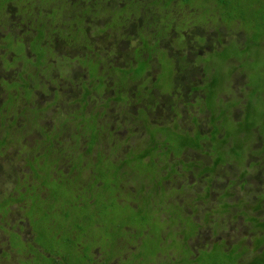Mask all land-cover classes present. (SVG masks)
Masks as SVG:
<instances>
[{
  "label": "flooded vegetation",
  "instance_id": "af4514ba",
  "mask_svg": "<svg viewBox=\"0 0 264 264\" xmlns=\"http://www.w3.org/2000/svg\"><path fill=\"white\" fill-rule=\"evenodd\" d=\"M262 1L264 0H260L261 6L257 8L259 12L257 13V17H254L255 19H264V13H262L264 5L262 4ZM6 10L7 13H11L13 10L12 5H8ZM44 20L53 23L51 20ZM10 21L13 24L15 20ZM221 21L220 17L215 15H211L207 21V27L214 32L213 34H216L213 35L214 39L211 40L212 47L210 49V53L214 52L215 55L218 56L219 53H228L233 51L234 55H227L229 60L227 61V64H234L236 67L235 70L237 71L241 68L240 62L245 60L244 56H248L245 53L242 54L243 51L247 50L244 44L251 43L246 31L244 33L241 31V33L246 34V37L244 36L245 41L241 42L239 39L240 32L235 33V31L229 29L227 25H221ZM16 23L21 28H24L19 29V27V30H17L16 33L21 34L25 44L23 43L20 47L13 46L12 49L10 45L7 46L8 42H5V45L0 47L6 51L4 58L8 61L11 58L13 61L12 63L16 66L14 68H18V72H16L17 75L14 80L12 79L9 82L7 81L8 77L3 76L4 80L0 77V80H2V82H0V100H3L0 101V116L4 117L5 115H3V113H11V115L14 116L12 128H10L12 131L18 129L20 132H23L26 129L24 126H16L18 124L17 118L19 121L27 120L28 122H32L29 121V116L35 114V111L39 109V106H35L38 105V99L40 97H46L47 91L43 90V87L46 86L48 81L54 85L51 89L54 95L56 91H59L58 89L62 85V82L72 81L77 83L75 86L77 90L80 89L81 92H84V94H87L88 96L90 95V98L100 97L109 100V108L103 114H100V111H102L100 105L98 107H92L90 104L85 108H80V106H78V108L74 110L80 111L85 118L84 121L81 122V125L76 123L74 120V123L77 125V128L74 129V137L76 135H78V137L76 142L72 141L70 144H64L67 148H64V146L62 147L63 144L58 142L60 140L59 138H61L63 134L66 135L67 132L65 130L62 131L58 123H56V126L51 128L53 130L54 137L52 140L53 143H48L51 148L50 153H52V146L54 145L59 152H63L62 156L64 157L60 158L59 156V159H54L51 166L52 175L55 176L57 172L60 173V176L66 174L71 175L68 169L62 171L64 164L66 165L76 154H79L84 158L81 165L85 164V157L92 152L93 148H96L95 160L89 162L95 163L96 154L99 151L97 146L99 144V137L105 135V133L101 132L98 137L96 136L95 140H92L91 136H89L87 132H84L85 127L88 126L87 124L90 122L93 124V122H95L94 124L97 126L98 131L105 125H108V130L113 133L111 144H115L114 134L117 130H115L113 126L112 119L115 121L117 116H121V107H123L122 111L125 110L127 113H129L128 110H126L127 107H135V112L132 114L129 113L132 116L138 114V109L144 108L143 106L138 108L139 106L137 107L133 105L130 101L128 103H122L120 100L125 94L126 96L130 95L128 88L138 80L132 78L134 76L133 72L137 68L138 64H144L145 60H147L150 56V52L141 46H138L137 53H131L133 58L129 56L124 57V66H113V76L112 78H109L108 73L107 75L105 74L104 65L105 63H111L109 61L110 57L104 55L106 59L104 60L105 62L102 61V57L100 55L101 52H99L100 48L98 45L94 46L95 42L92 41L94 40V37L90 35V38L85 39L83 42H77L75 45L76 49L85 52L83 54L84 59L78 57L76 58L78 61H75L78 62L79 65L83 60H85L87 64L84 65V63H81V65L86 70V75L89 74V78L85 76L86 79L82 78L81 80H77L70 77L66 69V66L71 64L72 66H77L75 61L70 62V50H74L70 47L72 46L70 43L64 40L60 41L61 39H59L57 34H50V32H48V27L45 25L41 28L46 32L44 34L42 32H38L35 27L30 26V23L28 25L27 23ZM223 28L225 31H222ZM4 30L5 29H2L0 31L3 32ZM7 30L10 31L9 28H7ZM25 30L27 31L24 32ZM194 33L195 32H191V34ZM206 33L208 32L206 31ZM47 34L49 36V41H44V44H47V47L42 49L43 65H38L36 58L32 56L30 44L32 41L39 40V36H42V39L44 35L46 36ZM191 34L185 32L184 39ZM108 36L115 38L113 34H108ZM172 36H174L173 38L176 37V40H171L172 38L170 39L173 43L178 45L183 44L184 39L179 40L176 34ZM218 36L221 38L218 39ZM235 36L238 37L239 41L238 39H235ZM201 37L204 38V35L202 34L200 38ZM233 39H235V42H231ZM164 43V41L160 42L158 50L162 48ZM234 45L237 50H234ZM220 46L222 47L221 50L219 48ZM89 48L95 50H90ZM140 48L141 51L138 53ZM258 49L264 51V41L260 42ZM180 50L181 49H179V51ZM86 51H89V53ZM10 52H14V58L13 56L11 57L8 55ZM115 52L119 51L116 50ZM254 52L255 51L253 50L252 53ZM98 53L100 57H98ZM136 54L141 57L138 61L136 60ZM200 55L203 56L202 54ZM155 57L158 56L156 55ZM20 58L22 60H20ZM153 58L150 60L151 62L153 61ZM157 60L161 65L159 58ZM66 61L70 62V64L63 63ZM151 62L149 65H151ZM199 62H202V60H199ZM212 62L213 60H211L210 57L203 61L204 68L202 70H204V79H202V82L205 85H208V81L210 79L208 78V74L206 72L208 67H210L212 71H215ZM193 63V66H190V71L196 70L200 64L198 62ZM176 66H178V64ZM8 67H12V64H6L5 69ZM34 67L40 68V71ZM31 69H34L35 73L31 71ZM120 69L123 70L122 74L118 73ZM185 70L187 69L185 68ZM98 72L100 76L103 72L104 75L107 76L104 80L106 85L103 83L99 86H96L95 84L94 86L92 85L91 80L93 79L94 74L96 75ZM55 73L58 74V79L55 76ZM240 73L238 74L239 76ZM157 74L158 72L156 75ZM189 74L191 75L192 73L189 72ZM239 76L233 75L232 85L234 82L238 83L240 79ZM165 77L166 76L164 75V78ZM189 77L190 76L188 75L183 80ZM124 80L129 82L124 84ZM139 81L142 80H138V82ZM37 86L39 88H37ZM108 91H111L113 94L112 96L106 98ZM84 94L77 99H81ZM241 99L245 98L243 97ZM76 102L77 100L74 101V104H76ZM245 104L246 101L243 105ZM69 105H67V107ZM247 105L245 110L247 109ZM232 111L233 109L231 110V114ZM146 112L148 114V110ZM225 112L231 116L228 111ZM240 115L244 119L245 111ZM76 116L77 115H75V117ZM211 117L212 115L210 113L209 122ZM219 118L222 120L220 116ZM115 123L120 124L121 122ZM134 125L136 127L143 126V131H145L144 124L139 125L135 122ZM157 126L160 128L163 125L157 124ZM201 126L203 127L202 124ZM215 126L217 127V125ZM3 128L5 131L8 129L6 126ZM145 128L148 130L151 127H147L145 124ZM31 129L32 128H30V130ZM36 129L39 130L40 128ZM212 129L213 127L207 130L208 135H210ZM41 130L45 133H49V131L44 129ZM12 131L11 134H13ZM254 132L256 133V137H258V141L255 143L257 148L254 150L259 149L261 151L260 148L263 146V143H261V136L259 135L258 128H256ZM150 133L151 132L149 131L146 132V138H148L147 142L144 141L142 145H137L136 147L130 149L133 151V149L136 148L133 155L138 154V151L140 155L143 151L148 150L149 146H151L149 145ZM3 137L0 140V150L4 145L10 144L8 140ZM129 139L125 140L124 137L122 145H119L118 148L113 151L114 153H112V156L118 152L121 153L123 151L122 147L128 144ZM14 143L21 146L19 141ZM34 143L35 147L32 150L22 148L20 152L22 158L19 160L22 164L20 165L19 171L13 175V177H7L6 182L11 184V186H9L6 191L0 195V218H5L6 223V225H0V264H204L199 258V254L202 252L208 256L209 254L214 253L216 258H220L216 251H219V254L224 259L225 264H233V261L235 264H249L250 261H253L252 264H264V242L256 238L257 236L260 237L263 235L259 232L261 230L259 225L261 222H264V208H256L257 199L255 196H253L256 200L254 206L249 204V197L236 199L237 195L235 193L237 192L232 189L237 187L241 189V191H245L247 189L243 190V188H247V185H242V183L239 185L237 183L231 188L229 184L230 180L226 181L224 188L227 187L225 189L227 191L223 194L225 190L223 192H221L220 189L217 191L215 190L216 182L220 184L217 180L218 177H215V180L213 179L214 177H205L208 172H205L203 177L197 176L193 172L195 169L192 167L186 169L184 166L185 162H194L199 164L200 162L197 161L203 160L201 157L196 158L187 156V151L191 149L187 150L185 148V152H183L182 156H180L179 159H174L172 153H169L168 151L163 152L165 149L161 147L164 145L159 146L158 144H155V148L152 146L149 151L153 152V155L149 152V154H147L139 162V164H146L149 171V173H146L148 177H143L140 181L142 186L141 191L138 193L135 192L134 183H136L137 180L131 179V177L137 174V171L131 170L128 174H126L127 176L123 174L121 176L123 180L122 183L120 182L115 191L112 193L116 202L114 206L118 208L116 209V212H107L109 209L108 204L107 211L105 215L102 216L103 219L101 221H96L94 224H89L88 215L81 216V220L83 221H80V218H71L70 216H72L74 212L66 209L69 208L67 206H65V209L62 212H57L56 198L51 197L52 194H55L57 191V183L67 181L73 177H50V180L46 183L40 180L34 181L30 180L31 178L24 177V175H27L28 173L30 174V170L27 166L29 159L34 160L40 156L45 147V143L42 141L36 140ZM11 144L10 146H12ZM41 144L42 146H40ZM146 144H148L147 147ZM129 151L127 153H129ZM164 155L165 160L162 159ZM12 156L13 154L11 152V157ZM248 156L249 162H255L261 161V157L264 156V154L261 153V156L257 160H254L255 158L253 159L250 155ZM48 158L49 156L44 159L49 160ZM155 158H157L159 162H157ZM172 159L174 161L171 163L170 161ZM178 161L182 164L176 165ZM10 163L12 164L13 162L10 160ZM164 163L167 164L165 168L162 167ZM174 163L177 166L176 170L169 176V165ZM226 165H235L239 168L241 166L239 162L232 165L226 163ZM157 167H159L158 173L153 171V169L156 170ZM255 167L254 172L256 170H260L258 163ZM24 169H27V171ZM78 169L79 168H77V170ZM240 169L243 171V168ZM118 170V175H120L121 172L125 171V168H122L121 166ZM151 171L156 177H151ZM254 172L253 176L259 175V173L255 174ZM75 173L76 172H73V175H75ZM208 174L210 176V173ZM187 175H189V177H187ZM242 177L247 176L242 173V176L239 177L240 180ZM92 178L94 177H91L89 174L82 175L77 191L84 194L82 192L84 187L87 184H91L93 187L92 190H99L107 197L109 193L107 189L104 190L103 183L101 181H91ZM260 179L262 180L263 178L260 177L259 181L256 180L258 184L260 183ZM195 182L197 184H195ZM34 185H37V187L34 188ZM166 189H168V191ZM123 190L134 194L129 201L122 200L120 192ZM162 190L166 191V193L161 194ZM247 195L249 194L247 193ZM75 197L78 208H82L83 205L88 206L92 202V205H96L92 194H87L85 198H82L80 194ZM233 198L234 202L232 201ZM41 203H43L42 210H45L48 215L53 213L57 214L55 222L52 220L53 218L51 216H49L46 220H42V218L39 219L36 213H32L28 218L26 217V213H28L29 208L32 209L34 208V204ZM233 205H238V209L233 207ZM13 207L16 209L15 214L18 215H14V217L9 218V220L8 216L11 214ZM139 207L143 210H139ZM217 207H219L218 211ZM22 209L25 214H21L20 210ZM91 209L96 212V210H93L92 207ZM258 212H262V214L255 216V213ZM102 213H104V211ZM19 219L22 220V223L24 222L22 224L23 228L19 229L10 227L4 233L1 231L6 229L10 223ZM60 220H63L62 227L60 226ZM152 223L154 226H151ZM239 224L241 225L243 232H239L240 235L238 236V231L232 229L234 226ZM54 225H56V227H61V231L57 235L53 229ZM78 225H82L84 228L82 229L78 227ZM230 227H232V229L230 233H228ZM96 229L104 231V233L100 234L97 238L101 241L103 240V244L98 243L94 239V231ZM232 231L235 232L233 235H231ZM224 234H226V236H223ZM230 236H233L234 238L230 239ZM241 243L247 246L248 249L246 253H243L244 256L236 262V255L232 258V251H238L237 247L241 245Z\"/></svg>",
  "mask_w": 264,
  "mask_h": 264
},
{
  "label": "rangeland",
  "instance_id": "374dc122",
  "mask_svg": "<svg viewBox=\"0 0 264 264\" xmlns=\"http://www.w3.org/2000/svg\"><path fill=\"white\" fill-rule=\"evenodd\" d=\"M196 1L200 5V6L196 5V7L203 8L206 11L210 9L207 0H196ZM234 1L239 2L238 5L241 6V10L238 11L239 10L238 9L237 11L232 13V15H237V14L243 15V19L241 22L239 21L238 24L233 23L232 24L233 29L235 33L240 32L239 39L241 42L245 41L244 36L246 37V34L243 33L246 31L251 43L254 39L258 38V35L264 34V28L262 27L264 23L261 20L252 18L249 15L250 14L249 6L254 0H234ZM230 2H233V0H230ZM258 7H260V5ZM127 16L130 18L136 17L132 14H129ZM225 18L227 19V15L223 16L224 22H226ZM201 19L202 21L205 20L204 17H202ZM166 22H168V20H166ZM101 24L104 23L101 22ZM225 24H227L229 28L231 27V24H229V22ZM145 25L148 29H152L153 27L155 28L154 23L151 24V22L149 21H147ZM108 27L110 28V30H108L106 34L112 35L113 33H115L112 30V28H114L113 24L112 26L111 24L108 25ZM127 27L129 29L131 26L128 25ZM209 31L210 33H207V35H216L213 34L214 32H212L211 30ZM222 31H225V29L223 28ZM241 31L243 33H241ZM127 33L130 37L127 39L125 35V38L122 39L124 41H120V42H117V40L115 41V39L109 37L106 34L97 36L93 40L95 42L94 46L98 45L100 48L99 52H101L100 55L102 57V61L105 62L104 60L106 59L105 57L106 55L110 57L109 61L111 63L110 64L105 63L104 65V69L106 72L105 74L107 75L108 73L109 78H112L113 76V72H112L114 69L113 66H124L123 64L124 57L127 56L132 57L131 53H137V47L140 46L138 41L131 39V37L135 36V33L133 32H127ZM137 33L138 34L136 35L143 37L145 35V30L142 28ZM7 34H8L7 29L4 30L3 32L0 31V47L5 45L4 41L7 37ZM195 35H198L196 39L197 42H199V40H201L200 39L201 35L200 36L199 34H195ZM118 38L120 37L118 36ZM220 38L221 37L218 36V39ZM190 39L193 42L194 40H196L195 37H191ZM235 39H238V37L235 36ZM235 39H233L231 42L233 41L235 42ZM244 46L248 51L254 50L250 48V44H244ZM155 47H156L155 45H150L149 47H147L146 50H148L151 55H157L158 57L153 58V61L151 62V66L142 75L135 77L136 80L138 79L142 81L138 82L137 80L136 83H133L128 88V90L130 91V92L128 91L130 95L126 96L125 94L120 100L122 103L125 102L128 103L130 101V103H133V105L137 107L139 106L138 108H140L141 106H143L144 108L138 109L137 110L138 114L132 116L130 114L135 112V107L126 108V110H128L130 114L127 113L125 110L122 111L123 107H121L122 108L120 113L121 116H117L115 121L112 119L114 128H118V124L115 122H121L120 124L122 127L121 130H117V132L114 134L115 144H111L113 133L108 130V125H105L104 127L100 128L99 129L100 131L98 132L97 126H95L94 124L95 122H93V124L91 122L87 124L88 126L85 127L84 132H87L89 136H91L92 140H95L96 136L101 134V132L105 133V135L99 137V144L97 145L99 151L96 154L95 163L89 162L95 160L96 148H93L92 152H90L87 155V157H85L86 158L85 164L81 165V163L84 161V158L79 154L73 156L66 165L64 164L62 171L68 169V171L71 173L72 176L70 174L60 176L59 172H57L55 176L52 175L51 166L53 164L54 159L56 158L59 159V156L60 158L61 157L64 158V157L62 156L63 152L62 151L59 152L56 146L54 145L52 146V153H50L51 148L48 143L49 142L53 143L52 140L54 137L53 130L51 128L56 126V123H58L60 129H62V131L65 130L67 132V134L66 135L63 134V136L59 138L60 140L58 141L63 144L62 147L64 146V148H67L64 144L66 143L70 144L72 141L76 142V139L78 137V135L74 137V129L77 128V125L74 123V120L76 123H79L81 125V122H83L85 118V116H83L80 111L78 110L74 111V110L77 109L78 106H80V108H85L88 107V105L90 104L92 105V107L94 106L98 107L100 105V108L102 109V111H100V114H103L109 108V102H108L109 100L100 97L90 98L89 97L90 95L88 96L87 94H84V92L83 91L81 92L80 89L77 90L75 88L77 83L72 81L62 82V85L58 89L59 91H56L54 95L51 91L54 85L50 81H48L46 86L43 87V90L47 91L46 97L45 98L40 97L38 99L37 106H39V109L35 111V114L29 116V121L32 122H28L27 120L19 121L17 118L18 124L16 126H21V127L24 126L26 128L25 131L20 132L18 129L12 131V129L10 128H12V121L14 120V116H12L11 113L9 114L3 113V115L5 116L4 117L0 116V140L4 136L10 144L19 141L21 146L15 143L11 144L12 146L8 144V145H4L3 148L0 150L1 152L0 195L1 193H4L9 186H11V184L6 182L7 177H13V175H15L19 171L20 165L22 164V162L19 161L22 158V156L20 155L22 148L26 150L27 149L32 150L35 147L34 142L36 140L42 141L45 143L43 152L40 156H38L34 160L29 159V161L27 162V166L30 170V174L28 173L27 175H24V177L31 178L30 180H34V181L40 180L44 183L48 182V180H50L49 179L50 177H73L67 181H62L59 183L56 182L57 191L55 194H52L51 196L52 198H56V211L62 212L65 209V206H67L69 208L66 209L74 212V214L70 216L71 218L74 219L80 218L79 220L83 221L81 220L82 219L81 216L88 215L89 224H94L96 221H101L103 219L102 216L105 215L108 208L107 207L108 204H109V209L107 212L110 211L116 212V209H118L116 206H114L116 202L112 193L115 191V189L120 184V182L122 183L123 181L122 177H119L118 175L117 172L118 169L125 162L132 159L134 156L133 154L136 148L133 149V151H131L130 149L136 147L137 145H142L144 141L146 142L148 141V138H146L147 137L146 132L148 131L152 132L159 129V131L161 130V132L166 131L167 146L165 147V150L163 152L168 151L169 153H172L174 159H179L180 156H182L183 152H185L184 151V149L186 148L185 144H187L188 142L189 144L192 143V146H195V150L187 151V156L196 157V158L201 157V159L203 160H198L197 162H200L199 164H196L194 162L191 163L185 162L184 166L186 167V169H189L191 167L195 169L193 170V172L197 176L203 177L205 175V169L211 166L213 160L216 158L221 159L223 163H228L229 165H232L234 163L236 164V162H239L241 164L240 168H243V171L238 166L236 167L235 165L234 166L225 165L214 168L215 170L212 171L210 176L207 173L205 177H210V178L214 177L213 178L214 180L215 177H218L217 180L220 182V184L216 182L215 190L217 191L220 189L221 192H223L227 188L224 187L226 181L229 180H230L229 184L231 188L237 183L239 185L241 183L242 185H247V188H243V190L247 189L245 191H241V189L237 187H234L232 189L233 191L237 192L235 193L237 195L236 199L249 197L250 200L249 204L251 206L252 205L254 206L256 200L253 198V196H255L257 199L256 208L258 207L264 208V180H263L264 156L261 157V161H255V162H249V156H248L250 155V157H252L253 159L255 158L254 160H257L261 156L260 150H254L255 148H257V146H254V148L252 149V146L250 145L252 144L253 141L257 142L258 137H256L255 133L251 132L248 136L249 139L248 141H250V144H245L242 146V144L240 145V141L235 136V131L238 130L235 129L236 121H244V119L241 117L240 114L245 111V107L248 101L253 100L254 94H259V93L264 94V51L255 49L254 53H249V58L248 56H244L245 60L240 62L241 68L237 71L235 70L236 69L235 65L230 63L229 65L225 66L226 68L221 67V69H217L216 72L211 71L210 73H207L208 78L210 79L209 81L207 79L209 83L208 85L207 84L205 85L202 82V79H204V74H203L204 70H202L204 68L203 61L207 60L210 57L209 56L210 48H204V52L199 53L198 52L199 47L195 43L186 44V42H184L182 45L181 44L178 45L173 43L171 40L166 41L164 45H162V48L159 50L156 49ZM233 47L234 50H237L235 45ZM219 48L220 50L222 49L221 46ZM89 49L95 50L91 48ZM179 49H181L182 57L177 56L179 59L177 61L178 67L176 68V58H174V60L172 59V57L169 58L166 52L168 51L169 53L180 55ZM116 50H118L119 52H115ZM193 50L196 53H198L197 56L195 55L191 56V52H193ZM140 51L141 48L138 53H140ZM86 52L89 53V51ZM5 53L6 51L0 48V77H2V80H4L3 76L8 77L7 81L10 82L12 79L14 80V78L16 77L17 75L16 72H18V68H14L16 66H14V63H12L13 61L11 60V58L9 59V61L4 58ZM70 53H71L70 62H74L75 60L78 61L76 59L78 57L84 59L83 54L85 52L81 50L78 49L70 50ZM200 54H202L204 57H202ZM8 55L12 57L14 55V52H10ZM185 56L187 57L185 58ZM14 57L15 56H13V58ZM98 57H100L99 53H98ZM158 58L160 63L163 65L164 68L163 71H161L159 62L157 60ZM183 59H186L185 64L184 62L179 63V60L183 61ZM168 60L171 63L169 64L170 68H172V69L170 68L167 69L168 72L171 70V74L169 75V77L165 69L167 63L169 62ZM199 60H202V62H199ZM76 61L75 63L77 64V66H72V64L66 66L68 75L77 80H81L82 78H85V76L89 78V74L86 75L85 73L86 70L81 65V63H84V65H86L87 62L83 60L78 65V62ZM194 61H197L200 64L198 68H196V70L190 71V63ZM70 62L66 61L63 63L70 64ZM8 63L12 64V67H8L5 69V66ZM184 65L188 71L185 70ZM142 67L143 66H140L138 69L141 70ZM37 69L40 71V68ZM178 70H180V72L184 74L178 76L177 74ZM31 71L35 73L34 69H31ZM157 72L158 74L156 75ZM189 72H191L192 74L190 75ZM239 73L240 76L238 75ZM164 75L168 77L166 81H164ZM188 75L190 77L183 80L185 76ZM233 75L239 76L240 79L238 83L234 82V84L232 85ZM55 76L57 77V79L59 78L57 73H55ZM213 76L214 79H216L215 85L212 81ZM106 77L107 76L104 75V72L101 74V76L99 72L96 73V75H94L93 79L91 80L92 85L94 86L95 84L96 86H99L102 85V83L106 85L104 81ZM2 80H0V82H2ZM37 88L39 87L37 86ZM253 91H255V93ZM83 94L84 96L81 99H77L81 97ZM112 94L113 93L111 91L110 92L108 91L106 94V98L112 96ZM242 96L245 99H241L243 98ZM75 100H77L76 104H74ZM243 100L246 101L245 105H243L245 103V101ZM13 101H36V100H13ZM256 101H258L260 104L264 106V96H261L259 99L256 98ZM67 105L69 106L67 107ZM216 108L219 110V115L220 112L222 111L223 113H225V117H227L224 121H222L218 115L217 119L220 121H217L215 123L217 127L214 124L213 125L210 124L209 122L210 113L212 114V110ZM240 108L242 109V112ZM232 109L233 111L231 114ZM147 110H148V114L151 117L147 114L146 112ZM225 111H228L231 114V116H228L229 114H227ZM75 115L77 116L75 117ZM135 122H137L139 125L144 124V129L146 132L143 131V126H140L141 128L138 126L136 127L134 125ZM246 123L247 122H245V124ZM145 124L147 127H151V128L147 130L145 128ZM157 124L159 125L161 124L163 126L167 125V126L166 127L162 126L161 128H158ZM201 124L203 125V127L201 126ZM239 125L242 126V124ZM4 126H6L9 130L6 129L5 131V129L3 128ZM211 127H213V129L211 130L210 135H208L207 130L210 129ZM30 128L32 129L30 130ZM36 128H40V129L37 130ZM41 129L49 131V133H45ZM262 129L263 131L261 135L264 136V123L261 124V128H258L259 132ZM11 131L13 132V134H11ZM124 137L125 140L129 138L131 139L128 140L129 142L127 145H124L122 147L123 151L121 153L118 152L114 156H112V153H114L113 151L116 148H118L119 145L120 146L122 145L124 141L123 140ZM222 139H227V140H225L224 142L222 141ZM226 142L228 143L227 146H226ZM156 144H158L159 146L163 145V143L161 142H157ZM150 145L153 146L154 148L156 146L155 143H150ZM40 146H42V144ZM147 146L148 144H146V147ZM224 147H225V151L220 150L221 148ZM128 151L129 153H127ZM11 152L13 154L12 157H11ZM262 153L264 154V152ZM150 154L153 155V152H150ZM47 156H49L48 158L49 160L44 159ZM164 158L165 155L164 157H162V159L165 160ZM155 159L157 162H159L157 158ZM10 160L13 162L12 164L10 163ZM16 161L19 162L14 163ZM172 161L174 160L172 159L170 162L172 163ZM128 163L130 164V161ZM257 163L260 170H256L254 172L256 168L255 165H257ZM166 166L167 164L164 163L162 167L165 168ZM147 167L148 166L146 164H137V168H136L137 174L131 177L132 180L133 179L137 180V182L134 183V189L136 193L140 192L142 189L140 183L142 178L148 177L146 174L149 173ZM77 168L79 169L77 170ZM92 168L94 171L92 170ZM24 170L27 171V169ZM153 171L158 173L159 167H157L156 170L153 169ZM73 172H76L75 175H73ZM253 172L255 174L259 173V175L253 176ZM242 173L245 174L247 177H242V179L240 180L239 177L242 176ZM86 174H89L91 177H94L92 178L91 181H101L103 183L104 190L107 189L109 193L107 197L104 196L102 192L99 190L97 191L92 190L93 187L91 186V184H87L84 187V189L82 190L84 194H81L80 191H77V188H79V183L81 182L80 179L82 178V175H86ZM150 174L151 177H156L153 175L152 171ZM187 177H189V175H187ZM260 177H262L263 179L262 180L260 179V183L258 184L257 181H259ZM246 180L248 181V183ZM195 184L197 183L195 182ZM36 187L37 185H34V188ZM166 190L168 191V189ZM226 191L227 190H225L223 194H225ZM165 193L166 191L163 190L161 191V194H165ZM247 193L249 195H247ZM78 194H80L82 198H85L87 194H92V197L94 198L96 205H92L93 203L92 202L88 206L83 205L82 208H78L76 205V197H75ZM120 195L122 197V200L129 201L134 194L132 192L123 190L120 192ZM232 201L234 202V198L232 199ZM42 206L43 203L34 204V208L28 209V213H26V217L28 218L32 213H36L39 219L42 218V220H46L49 216H51L53 218L52 220L55 222L57 218V214L53 213L48 215L45 210H42ZM91 207L93 208V210H96V212L92 211ZM233 207L238 209L239 206L233 205ZM218 208L219 207H217V211ZM139 210L142 211L143 209L139 207ZM20 211L21 214H25L23 209ZM103 211L104 213H102ZM15 212L16 209H14L13 207V210H11V214L8 216V219L14 217V215L17 216L18 214H15ZM258 214L261 215L262 212L255 213V216H257ZM59 222H60V226L62 227L63 220H60ZM23 223L22 220L19 219L13 223H10L6 229H3L1 231L4 233L10 227L21 229L23 228L22 227ZM2 224L6 225L5 218H0V225ZM151 226H154V224L152 223ZM61 227H56V225H54L53 229L55 230L56 235L61 231ZM78 227L82 229L84 228L82 225H78ZM232 227H230L228 233H230ZM234 229L237 230L238 233L243 232L240 224L234 226L232 230ZM259 232L263 233V235L257 238L258 240H263L261 238L264 236V232H262L261 230ZM103 233L104 231L99 229H96L94 231V239L100 244H103L104 242L103 240L101 241L97 238L100 234ZM234 233L235 232L232 231L231 235H233ZM238 233L237 235L239 236L240 233L239 234ZM223 236H226V234H224ZM229 238L233 239L234 237L230 236ZM237 248L238 251H232V258L236 255L235 257L236 262L238 259L244 256L243 253H246L248 249L247 246H245L242 243ZM216 252L220 256V258H216L214 256V253H211L207 256V254H204L202 252L199 254V258L204 264H225L224 259L219 254V251ZM252 262L250 261L249 264H252ZM233 264H235L234 261Z\"/></svg>",
  "mask_w": 264,
  "mask_h": 264
},
{
  "label": "trees",
  "instance_id": "16d2710c",
  "mask_svg": "<svg viewBox=\"0 0 264 264\" xmlns=\"http://www.w3.org/2000/svg\"><path fill=\"white\" fill-rule=\"evenodd\" d=\"M195 1L196 0H0V30H6L7 28L10 29L4 42H8L7 46L10 45L12 49L13 46L20 47L24 43L21 34L16 33L17 30L24 28H21L16 22H19V24L27 23V25L30 23V26L35 27L38 32H42L44 34L46 32L41 28L45 25L48 27V32H50V34H57L59 39H61L60 41L64 40L70 43V45H72L70 46L72 49H76L75 45L77 44V42H83L85 39L90 38V35L95 38L97 36L106 34V32L110 30V28L108 27V25L110 24L111 26L112 24L114 25V28H112V30L115 32L113 33L115 38H112L115 39V41H124L122 39L125 38V35L127 39L130 37L127 32H133L135 33V36L131 37V39L138 41L140 46L144 49H147V47H149L150 45H155V48L158 49L161 41L166 42L171 38V40H176V37L173 38L174 36L172 35L176 34L179 40H183L185 32H188V34H191V32H195L194 34L187 36L186 39H184L183 43L186 42V44H197V46L199 47L198 52L201 53L204 52V48L211 49L212 47L211 40L214 39V36L207 35L206 33V31L210 33V29L206 24L211 15L220 17V19L222 20L221 25L224 24L226 26L227 24L225 23L229 22V24H231V27L228 28L232 31L234 30L232 24H238L239 21L241 22L243 19V15H232V13H234L238 9V11L241 10V6L238 5L239 2H235L234 0L233 2H230V0H213L214 2L212 0H207L208 6L210 8L208 11L204 10L203 8L196 7V5L199 4L197 1ZM262 4L264 5V1H262ZM8 5H12L13 7L11 13H7L6 9ZM258 5L261 6L260 0H254L249 6V15L252 18L257 17V13L259 12L257 9L259 8ZM262 13H264V10H262ZM129 14H132L136 17L130 18L127 16ZM226 15L227 19L225 18L226 22H224L223 16ZM202 17L205 18L204 21H202ZM43 18L51 20L54 24L45 21ZM10 20L15 21L12 24ZM166 20H168V22H166ZM147 21L151 22V24L154 23L155 28L153 27L152 29H148L145 25ZM261 21L264 23V19H262ZM101 22L104 24H101ZM128 25L131 26L129 29L127 27ZM262 27L264 28V25ZM142 28L145 30V35L143 37H140L136 34H138L137 32H139V30ZM26 31L27 30H25L24 32ZM195 34H203L204 38L201 37V40L197 42L196 37L198 35ZM118 36L120 38H118ZM41 37L42 36H39V40L32 41L30 44L32 56L36 58L38 65H43L42 49L47 47V44H44V41H49L48 34L46 36L44 35L42 39ZM191 37H195L196 40H194V42L191 41ZM262 41H264V34L258 35V38L254 39L251 42L250 48L254 50L258 49V45ZM200 49H202L203 51ZM179 52L180 55L166 52L169 58L172 57L173 60L174 58H176V65L178 64L177 61L179 59L177 56H181V50ZM249 52L252 53L253 50L243 51L242 54L245 53L249 56ZM229 53L230 52H228V54L222 52L219 53L218 56H216L214 52L209 54L210 59L214 62H212V65L214 66L213 68H215V72L217 71V69H221V67L223 68L228 65L227 61L229 60L227 55H234L233 51H231L230 54ZM194 55L197 56L198 53L193 50V52H191V56ZM135 56L137 61L139 60V58H141L138 54H136ZM155 56L156 55L150 54L147 60H145L144 64H138L137 68L133 72L134 76L132 78L142 75L151 66L149 65L151 62L150 60ZM186 57L187 56H185V58ZM20 60L22 59L20 58ZM185 60L186 59H183V61L179 60V63H185ZM169 64H171L170 61L165 67L168 77L171 74V70L169 72L167 71V69L170 68ZM193 64L194 63L191 62L190 66H193ZM140 66H143L141 70L138 69ZM177 67L178 66H176V68ZM160 68L161 71L164 70L162 64L160 65ZM119 71L118 73H123V70L120 69ZM211 71L212 70L210 67H208V69L206 70L207 73H210ZM177 74L178 76H180L184 73H181L180 70H178ZM168 77H165L164 81H166ZM186 77L187 76H185V78ZM212 81L215 85L216 79H214V76L212 78ZM128 82L129 81L124 80V84H127ZM253 92L255 93V91ZM261 96H264V94H254L253 100L248 101L247 109L245 110L244 121H236L235 129L238 130L235 131V136L240 141V145L242 144V146L245 144H250V141H248L249 134L251 132L255 133V129L261 128V124L264 123V106L256 101V98L259 99ZM211 115L212 117L210 119V123L214 124L218 121L217 116L219 115V110L217 108L214 109ZM219 116L222 118V121L227 118L222 111L220 112ZM245 122L247 123L245 124ZM239 124H242V126H240ZM166 126L167 125H165L164 127ZM121 128V125L118 124V128H115V130H121ZM262 131L263 129L259 132V135L261 136V143H263V146L260 148L261 153L264 152V136L261 135ZM149 136V145L150 143L156 144L157 142H161L164 145L161 148L165 149V147L167 146L166 131L161 132V130L159 131L158 129L152 131ZM225 140L227 139H222V141L224 142ZM255 143L256 142L253 141L252 144H250L252 146V149L254 148V146H256ZM188 144L189 142L185 144L187 150H195V146H192V143H190L189 145ZM227 144L228 143L226 142V146ZM151 147L152 146H149L148 150L143 151L142 153H140V155L138 151V154L134 155L132 159L125 162L122 165V168H125V171L121 172L119 177H121L123 174H128L131 170L136 171L137 164H139L140 160H142L147 154H149V149ZM220 150L225 151L224 148H221ZM129 161L130 164L128 163ZM181 164L182 163L178 161L176 165ZM176 165L175 163L169 165V176L175 172L177 167ZM221 165H226V163H223L221 159L216 158L213 160L211 166L206 168L207 171L205 170V172L211 174L212 171L215 170L214 168ZM117 172L119 173V170ZM259 227L261 231L264 232V222H261ZM261 239H263L262 241L264 242V236Z\"/></svg>",
  "mask_w": 264,
  "mask_h": 264
}]
</instances>
